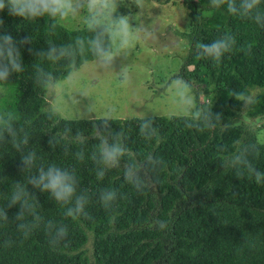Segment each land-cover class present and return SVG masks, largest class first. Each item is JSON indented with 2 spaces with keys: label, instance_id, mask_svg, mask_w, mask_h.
<instances>
[{
  "label": "trees",
  "instance_id": "trees-1",
  "mask_svg": "<svg viewBox=\"0 0 264 264\" xmlns=\"http://www.w3.org/2000/svg\"><path fill=\"white\" fill-rule=\"evenodd\" d=\"M162 1L168 4L174 0ZM185 1L190 8L192 30L183 33L189 40L190 52L180 77L192 85L200 104V97L210 91L218 89L228 94L223 110L202 104L214 113H222L224 121L201 133L186 128L178 118L155 116L158 135L145 143L138 134L140 118L120 120L118 128L127 131L131 155L137 163L149 154L165 162L158 182L143 194L124 181L121 169H113L98 180L87 158L78 163L60 148L51 152L44 133L59 131L58 124L66 121L47 118V91L33 86L34 58L27 51L29 46L22 50L26 70L18 77L13 75L10 84L4 86L7 93L0 100V109L33 118L37 131L30 146L36 148L44 163L76 168L81 188L92 195L88 206L92 219L66 218L46 193H36L42 206L39 213L69 226L66 246L61 244L53 250L43 229L24 240L17 235L15 225L9 224L0 229V264H264V185H257L247 176L237 178L233 171L223 172L220 167L222 158L233 154L241 143L255 140V124L264 122V30L229 15L223 7L211 8L208 0ZM0 18L4 20V30L14 38L32 32L37 49L46 47L48 39L66 43L76 34H83L82 28H64L50 36L45 19L29 24L10 17L6 10ZM224 32L236 33L238 45L251 43V54H229L218 67L197 60L195 46L209 43ZM56 70L64 71L61 67ZM232 90L250 92L255 102L244 107L230 96ZM85 137L89 152L97 143L96 135ZM72 151H76L75 146ZM254 163L264 171V147ZM0 176L7 177H0L3 202L12 180H23L19 154L0 158ZM105 187H115L126 197L118 201L114 213L106 212L98 202V190ZM15 211L16 208L9 210V216ZM157 222H166L167 226L160 229ZM9 239L12 245L4 247L3 242ZM90 239L93 263L86 248ZM245 241H253L255 247L249 250Z\"/></svg>",
  "mask_w": 264,
  "mask_h": 264
},
{
  "label": "clouds",
  "instance_id": "clouds-1",
  "mask_svg": "<svg viewBox=\"0 0 264 264\" xmlns=\"http://www.w3.org/2000/svg\"><path fill=\"white\" fill-rule=\"evenodd\" d=\"M208 3L211 8L223 7L229 15L264 30V0H208ZM133 6L138 9L135 13L131 12ZM121 7L128 8L129 13L122 14ZM5 10L10 17L29 24L45 19L46 32L50 36L74 24L82 26L83 34H76L66 43L48 39L46 47L37 49L33 46L32 32L14 38L4 30V20L0 18V94L5 92L4 86L10 84L13 75L18 77L25 72L22 50L29 46L27 51L34 58L31 63L33 86L49 94V103L45 106L47 118L66 121L62 130L44 133L48 135L51 152L60 148L78 163L87 158L93 163L98 180H103L113 169H121L124 181L138 194L157 183L165 162L149 154L142 163H137L131 155L127 131L113 127L116 109L108 106L98 110L90 93V88L97 82V73L115 75L122 86L132 85L129 65L136 49L141 42L147 43L155 36V29L148 22L152 17L149 0H0V13ZM252 47L248 42L238 45L236 33L224 32L209 43H198L195 57L218 67L229 54L250 55ZM118 59L121 66L116 71ZM57 67L64 71L58 73ZM85 76L90 80L88 86L83 83ZM166 87L174 106L169 118L180 119L186 128L202 133L224 121L222 113H214L212 108L198 102L192 85L182 77L172 79ZM230 96L244 107L255 102L248 91L232 90ZM85 98L91 102L83 104ZM74 121L90 122L96 129L97 143L89 152L85 149L84 132L79 127L74 131L72 127ZM36 131L31 116L21 118L13 111L0 109V158L5 154H19L23 175V180H12L7 195L0 202V229L14 224L17 235L24 240L43 229L49 238V246L55 250L61 244L66 246L69 226L45 219L38 211L42 206L36 193H46L48 199L63 210L64 217L74 221L92 219L88 211L92 195L88 189L81 188L75 167L43 162L36 148L30 146ZM138 134L145 143L157 137L154 113H146L139 119ZM254 135L253 142L241 143L233 154L223 157L220 167L223 172L233 171L237 178L247 176L257 185H264V171L254 163L264 147V132L255 130ZM73 146L76 147L74 152ZM125 198L115 187L98 190V202L109 213H114L118 201ZM13 208L17 211L10 217L9 210ZM157 226L164 229L167 225L157 222ZM12 243L10 239L5 240L3 246L10 247ZM245 244L249 250L255 247L253 241H245Z\"/></svg>",
  "mask_w": 264,
  "mask_h": 264
},
{
  "label": "rangeland",
  "instance_id": "rangeland-1",
  "mask_svg": "<svg viewBox=\"0 0 264 264\" xmlns=\"http://www.w3.org/2000/svg\"><path fill=\"white\" fill-rule=\"evenodd\" d=\"M137 11L138 9L134 6L131 8L132 13ZM150 11L152 17L148 22H151L155 29V36L147 43L141 42L136 49L129 65L132 85L122 86L115 75L97 73L95 74L97 82L90 88L98 110L108 106L116 109L117 119L113 121L114 128H118L120 120L141 118L146 113L169 118L174 108L166 85L172 79L180 77L182 64L190 52L189 40L183 36V33H190L192 30L190 8L185 0H174L168 4H163L162 0H149ZM120 12L128 14L129 9L121 7ZM138 19L143 20L145 17H138ZM81 28V25L75 24L67 27L69 30ZM120 66L118 59L115 70L119 71ZM83 83L84 86L90 84L87 76L83 78ZM6 93L5 89V92L0 94V100ZM200 99L202 104L223 110L228 94H222L216 89L210 91L204 98L201 96ZM90 102L89 98L83 100L85 105ZM48 103L49 94L47 93L46 105ZM65 124L59 123L58 130H62ZM72 127L74 131L76 127H79L85 136L93 133L96 135V129L90 122L74 121ZM254 129L264 132V122H257ZM91 242L90 239L86 248L93 263Z\"/></svg>",
  "mask_w": 264,
  "mask_h": 264
}]
</instances>
